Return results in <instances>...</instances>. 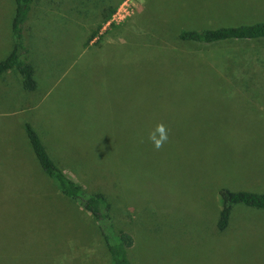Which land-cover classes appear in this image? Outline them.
<instances>
[{
	"label": "rangeland",
	"instance_id": "1",
	"mask_svg": "<svg viewBox=\"0 0 264 264\" xmlns=\"http://www.w3.org/2000/svg\"><path fill=\"white\" fill-rule=\"evenodd\" d=\"M53 1H37L23 25L36 89L15 70L0 77V264H111L94 218L39 168L25 122L67 175L107 190L132 264H264V210L235 205L216 229L219 189L264 192V79L227 72L264 75V41L208 54L175 40L264 21V0ZM105 6L113 26L84 47ZM14 13L0 0V61Z\"/></svg>",
	"mask_w": 264,
	"mask_h": 264
},
{
	"label": "trees",
	"instance_id": "2",
	"mask_svg": "<svg viewBox=\"0 0 264 264\" xmlns=\"http://www.w3.org/2000/svg\"><path fill=\"white\" fill-rule=\"evenodd\" d=\"M37 1L39 0H14L15 13L11 24L13 44L8 55L0 61V77L7 71L15 70L20 77L21 87L25 92L34 91L36 89V81L34 68L26 59L27 47L23 36V25L26 23L28 12L34 9ZM44 1L48 5L54 3L53 0ZM114 13V7H102L97 14L100 16V25L90 31L87 40L83 43L84 47H87L92 41L94 45L99 43L100 35H98V31L100 27L105 23L111 26L112 23L110 21ZM175 40L194 46L201 45L204 51L208 54H213L216 50L215 48L231 43L264 41V21L220 26L212 29L184 30L176 35ZM190 52L200 51L192 48L189 50ZM207 59L210 64L217 61L215 58ZM226 60H229L228 63L231 61L236 63L235 60L230 58ZM227 72L231 76V80H233L232 77L240 79L241 75L247 76L249 81L264 79V75H261V77L256 76L254 69L251 71L245 68L244 71L240 72L236 71V69H228ZM23 131L41 171L53 181L60 194L74 201L83 211L94 218L97 230L109 253L111 264H132L128 250L133 245V238L129 233L117 226L112 212V205L108 201L107 190L89 191L86 189L74 179V176L67 175L62 166H58L57 160H53L51 157L52 153L49 149L47 150L43 138L40 137L32 125L25 122ZM218 196L221 201V207L216 221L217 231H223L227 228L232 208L235 205L242 204L249 208L264 210V192L257 193L250 190L221 188L218 191Z\"/></svg>",
	"mask_w": 264,
	"mask_h": 264
},
{
	"label": "clouds",
	"instance_id": "3",
	"mask_svg": "<svg viewBox=\"0 0 264 264\" xmlns=\"http://www.w3.org/2000/svg\"><path fill=\"white\" fill-rule=\"evenodd\" d=\"M149 139L152 141L154 147L157 149L160 148L167 140V134L164 127L162 125H158L156 129L150 133Z\"/></svg>",
	"mask_w": 264,
	"mask_h": 264
},
{
	"label": "crops",
	"instance_id": "4",
	"mask_svg": "<svg viewBox=\"0 0 264 264\" xmlns=\"http://www.w3.org/2000/svg\"><path fill=\"white\" fill-rule=\"evenodd\" d=\"M137 3H138V5H139V2H138V0H137Z\"/></svg>",
	"mask_w": 264,
	"mask_h": 264
}]
</instances>
